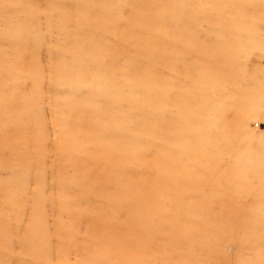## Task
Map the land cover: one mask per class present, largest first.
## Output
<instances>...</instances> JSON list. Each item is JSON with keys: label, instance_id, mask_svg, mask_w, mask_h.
<instances>
[{"label": "rangeland", "instance_id": "374dc122", "mask_svg": "<svg viewBox=\"0 0 264 264\" xmlns=\"http://www.w3.org/2000/svg\"><path fill=\"white\" fill-rule=\"evenodd\" d=\"M0 264H264V0H0Z\"/></svg>", "mask_w": 264, "mask_h": 264}]
</instances>
